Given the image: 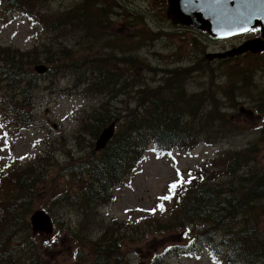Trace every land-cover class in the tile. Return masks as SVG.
Returning <instances> with one entry per match:
<instances>
[{
  "label": "rangeland",
  "instance_id": "374dc122",
  "mask_svg": "<svg viewBox=\"0 0 264 264\" xmlns=\"http://www.w3.org/2000/svg\"><path fill=\"white\" fill-rule=\"evenodd\" d=\"M1 1L5 4L0 7V67L8 66L6 63L15 54L13 50L21 49L25 54L24 67L35 73L37 84L28 109L33 119L31 125L21 130L12 114V106L5 105V110L0 113V166L11 167L16 172L30 165L39 175L41 190L35 195L33 211L47 207L54 191L62 192L70 200L75 198L77 193L65 175L73 165H76L77 172L81 163L94 161L102 155V152H94L97 136L93 134L94 130L98 129L99 134L116 118H120L118 124L121 125L122 119L131 112H141L140 104L149 106L147 95L139 92L142 88H167L163 92L165 94L180 85L188 94L203 92L218 103L219 111L227 114L232 124L223 141L211 145L203 143L190 153L177 150L171 155L158 157L150 150L139 168L129 173L132 174L127 176L122 188H116L107 201L91 203L95 213L86 225L94 231L109 227L125 231L129 227L127 222L135 223L150 217L146 223L148 235L138 234L135 243L125 244L124 252L129 254L132 264H145L153 252L188 240L178 227L161 235L160 224L163 222L160 221L165 222L171 212L165 217H160L159 211L149 215L155 202L164 196L167 183L176 179L178 172L187 174L190 169H197L217 157L215 171L225 169L228 155L224 160L220 159L224 150L231 153L232 150L250 148L256 151L252 157L255 162H250H254L253 166L235 169L233 174L224 178L229 182L230 190H234L231 182L240 188V180L251 176L254 171L260 175H254L253 181L260 180L264 173V51L248 52L242 56L235 51V48L245 46L241 43L246 37L253 35L215 40L205 31L187 28L196 33L186 31V35L177 36L179 33L173 29L185 27L174 24L168 17V0H15L18 9L12 12L7 11V7L13 0ZM98 7L96 14H88L92 8ZM65 17L71 18L68 25L85 26L83 30L80 28L79 39L75 32L77 28L71 33L63 30ZM94 23L95 26H91ZM86 31L94 33L86 34ZM198 36V43H192L191 38ZM93 38H98L97 42H92ZM45 42L49 47L67 45L69 49H64L65 54L61 55V49L39 46ZM34 50L42 61L29 65L26 63L27 55ZM44 50L52 52L53 64L43 61L46 58ZM218 51H224L230 57L223 60L206 57V54ZM188 56H192V62ZM191 63H197L198 68L188 69ZM36 64L47 65L46 71L36 72ZM211 68L216 69L215 80L209 72ZM231 75H235L237 80L231 81ZM112 76L125 87L120 84L110 86L119 90L118 95H112V89L105 92L95 90L97 84H107ZM92 83L95 86L90 87ZM6 84L3 80L0 87H7ZM6 87L0 90V100L8 95ZM14 98L20 104L18 96ZM209 102L210 99H204V106ZM26 108H19V111L24 114ZM208 111L211 110L199 106L193 110V115ZM186 114V119H190ZM258 116L262 119H257ZM197 118H193L194 121ZM119 132L120 127L116 135ZM38 153L39 157L31 160ZM13 172L6 179L0 176V197L17 190ZM217 178L215 185L219 184L220 174ZM252 191V186L246 184L241 191L244 201L257 210H264V198L250 197ZM113 195L115 198L112 200ZM60 211L53 216V233H32L41 249V262L85 264L91 257L90 249L85 248L84 258L78 259L75 242L63 231L56 234L63 225L75 227L76 215L81 209L75 207ZM258 219L257 224H250L257 229L264 227V218ZM114 220L122 224H114ZM126 232L130 235L131 231ZM17 240L18 237L14 236L11 244ZM215 256L218 261H213L208 250H202L190 255L170 256L164 264H228L222 253L216 252Z\"/></svg>",
  "mask_w": 264,
  "mask_h": 264
},
{
  "label": "trees",
  "instance_id": "16d2710c",
  "mask_svg": "<svg viewBox=\"0 0 264 264\" xmlns=\"http://www.w3.org/2000/svg\"><path fill=\"white\" fill-rule=\"evenodd\" d=\"M16 3L13 0L7 7V11H16ZM98 9L99 7L92 8L88 14H96ZM69 20L71 18L65 17L62 21L63 30L66 33L74 32L77 28L76 23L68 25ZM91 26L94 27L95 23ZM84 27H79L75 31L78 39ZM92 33L94 32L86 31V34ZM199 38L198 36L192 39V42L198 43ZM97 39L93 38L92 42H97ZM39 46L61 49V55L65 54L64 49H69L67 45L55 44L49 47L47 42ZM13 51L15 54L6 63L8 66L0 67L2 77L0 83L3 80L7 82V87L1 86L0 90L3 87L8 88V95H4L0 105L12 106V114L16 120L26 126L29 123V117L26 114H29L27 111L33 101L32 92L37 84V77L35 73L24 67L25 54L20 50ZM43 53L46 56L43 61L53 64L55 60L51 57L52 52L44 50ZM38 60L42 61L34 50L28 53L26 63L33 65ZM150 68L155 70L151 64ZM197 68L198 66L188 69ZM214 71H216L215 68L209 71L213 78ZM213 78L212 80H215ZM232 80H237L235 75H231ZM108 81L107 84L96 86L92 83L90 87L95 86V90L99 92L112 89V95H118V89L110 88L116 84L115 77L112 76ZM123 88L125 89L124 86ZM166 89L163 87L140 89V93L147 95L149 100L146 102L149 106L146 107V104L142 103L139 105L141 112H131L126 116L120 127L121 132L115 135L99 158L81 163L77 172L76 165L72 166V170L70 169L66 175L77 193L75 198L70 200L64 194L58 193V197L48 206L47 210L52 216L61 212L60 209L69 207L81 209L76 215L78 216L77 225L73 228L63 225L61 230L71 233L69 236L76 244L78 259L84 258L85 248L90 249L91 257L85 264H132L129 254L124 252L125 244L135 243L137 239L135 236L138 234H143L144 237L148 235L149 226L146 223L149 217L135 223L129 222V227L125 231L113 230L111 227L94 231L87 228L86 224L95 213L91 203L99 200L107 201L111 194L112 183L113 185L125 184V177L137 167L138 161L150 145L154 144L156 151L160 153L171 152L175 148L189 151L202 143L221 142L231 130L232 120L227 114L219 111L218 103L211 97L204 95L203 92L188 94L180 85L174 86L173 90L164 94ZM9 95L11 98L7 99ZM15 95L18 96L17 101H20V104L15 101ZM204 99H210L207 106L203 104ZM20 106L22 109L27 107L24 110L26 114L20 113ZM199 106L211 111L194 116L193 110H197ZM186 113L190 119H186ZM196 117L198 118L194 121ZM255 154L256 151L250 148L232 150L231 153L224 150L220 159L224 160V156L228 155L225 169L215 171L218 166L217 157L168 183L165 192L166 196L171 198L162 199L156 206L161 209L160 217H165L167 212H171L165 222L160 221V223L163 222L160 224V229L163 231L161 235L169 234L167 231L178 227L182 232H186L189 240L183 244L168 245L166 249L153 252L145 264H164L170 256L190 255L205 248L210 249L213 257H216V252H221L231 264H264V227L260 226L257 229L250 225L257 224L259 217L264 218V210H257L241 196V191L249 183L253 189L249 196L264 198V173L258 181H253L254 175H260L257 171L249 177L245 176L240 180V188L238 184L235 187L231 182V188L235 191L229 189V182L224 178L225 175L233 174L235 169L239 170L246 166L251 168L255 162L252 159ZM252 161L254 162L250 163ZM13 174L16 177L17 190L0 197V264H42L41 249L33 238L28 219V214L34 208L35 193L38 191L37 185L41 178L39 179L31 166L25 169L22 167ZM219 174V184L215 185ZM181 179L190 182L180 184L173 191L171 186ZM75 180L78 182L75 183ZM238 193L240 196H237ZM169 200L173 201L168 205ZM20 210L21 214H19ZM230 220L233 221L229 224ZM114 224L121 225L116 220ZM217 225L219 226L216 227ZM129 229L130 235L126 232ZM14 236H17L18 240L13 245L11 242Z\"/></svg>",
  "mask_w": 264,
  "mask_h": 264
},
{
  "label": "water",
  "instance_id": "95a60500",
  "mask_svg": "<svg viewBox=\"0 0 264 264\" xmlns=\"http://www.w3.org/2000/svg\"><path fill=\"white\" fill-rule=\"evenodd\" d=\"M168 4V16L175 24L205 30L213 37H229L246 32L242 29L250 30L258 26L264 36V0H168ZM247 44L235 51L241 53L247 49L260 51L264 48V40L261 39L251 40ZM35 69L43 73L47 67L37 65ZM114 127L112 123L103 129L97 140V149L106 145L114 133ZM31 223L35 232L53 231L51 217L43 210H36L32 214Z\"/></svg>",
  "mask_w": 264,
  "mask_h": 264
},
{
  "label": "snow or ice",
  "instance_id": "6c2138e0",
  "mask_svg": "<svg viewBox=\"0 0 264 264\" xmlns=\"http://www.w3.org/2000/svg\"><path fill=\"white\" fill-rule=\"evenodd\" d=\"M243 31H247L248 29H242ZM186 182H190V181H185L183 179L179 180L177 183H174L171 187L173 189V191L182 183H186ZM171 197L169 196H165L162 199H170ZM162 207V206H161ZM154 211V210H153Z\"/></svg>",
  "mask_w": 264,
  "mask_h": 264
},
{
  "label": "flooded vegetation",
  "instance_id": "af4514ba",
  "mask_svg": "<svg viewBox=\"0 0 264 264\" xmlns=\"http://www.w3.org/2000/svg\"><path fill=\"white\" fill-rule=\"evenodd\" d=\"M189 30V29H188ZM191 31V30H189ZM191 32H194V31H191ZM196 33V32H194ZM249 35H253V36H249L247 37V39H252V38H255V37H259V31H251L248 33ZM246 39V40H247ZM263 51L259 52V53H262ZM257 119L261 120L262 119V116H258Z\"/></svg>",
  "mask_w": 264,
  "mask_h": 264
},
{
  "label": "bare ground",
  "instance_id": "6f19581e",
  "mask_svg": "<svg viewBox=\"0 0 264 264\" xmlns=\"http://www.w3.org/2000/svg\"><path fill=\"white\" fill-rule=\"evenodd\" d=\"M198 65L197 64H192L191 66H188V68H195L197 67ZM124 79V78H123Z\"/></svg>",
  "mask_w": 264,
  "mask_h": 264
}]
</instances>
